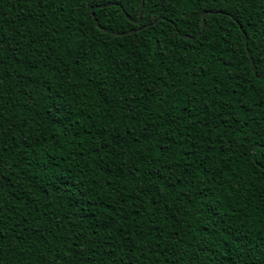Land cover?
<instances>
[{"label": "trees", "instance_id": "obj_1", "mask_svg": "<svg viewBox=\"0 0 264 264\" xmlns=\"http://www.w3.org/2000/svg\"><path fill=\"white\" fill-rule=\"evenodd\" d=\"M0 264H264V0H0Z\"/></svg>", "mask_w": 264, "mask_h": 264}, {"label": "water", "instance_id": "obj_2", "mask_svg": "<svg viewBox=\"0 0 264 264\" xmlns=\"http://www.w3.org/2000/svg\"><path fill=\"white\" fill-rule=\"evenodd\" d=\"M207 13H208V12L203 13V26L205 25L204 17H205V15H206ZM126 17H127L128 19H130V17H129L128 15H126ZM130 20H132V19H130ZM139 22H140V20H139L137 23H139ZM132 32H134V31H129V32H126V33H132ZM122 34H125V33H122ZM248 53H249V51H248Z\"/></svg>", "mask_w": 264, "mask_h": 264}]
</instances>
